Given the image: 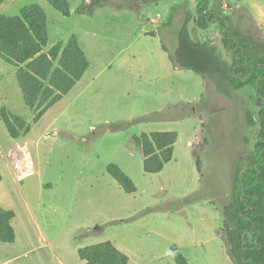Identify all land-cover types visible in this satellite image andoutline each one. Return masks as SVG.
Listing matches in <instances>:
<instances>
[{"label":"rangeland","instance_id":"rangeland-1","mask_svg":"<svg viewBox=\"0 0 264 264\" xmlns=\"http://www.w3.org/2000/svg\"><path fill=\"white\" fill-rule=\"evenodd\" d=\"M69 2L70 17L47 0H7L0 6V15L17 16L22 8L39 5L48 19L45 51L76 37L90 62L76 86L36 120L39 112L25 105L17 68L0 59V109L22 117L30 127L15 139L0 117V143L7 153L30 151L36 173L15 181L48 236L66 259L79 264H85L79 249L105 241L125 253L128 264H176L174 248L188 264H234L221 235L224 218L218 205L230 203L238 171L256 149L258 126L249 127L246 115L257 114L258 101L249 88L226 98L195 73L175 72L160 36L151 35L177 6L176 30L173 36V28L167 31L174 46L186 10L195 15L198 0H126L120 3L123 8L108 6L93 16L76 13L83 0ZM223 8L226 14L231 9ZM243 10L248 9L231 16L244 27L249 20ZM207 34L194 32L197 39ZM219 48L226 53L222 43ZM205 98L208 112L201 110ZM182 105L193 106L194 115L183 118L177 107ZM154 113L163 119L113 131L112 126ZM170 131L178 133L173 160L161 173H146L133 137ZM111 163L134 181L135 193H126L112 178Z\"/></svg>","mask_w":264,"mask_h":264},{"label":"trees","instance_id":"trees-1","mask_svg":"<svg viewBox=\"0 0 264 264\" xmlns=\"http://www.w3.org/2000/svg\"><path fill=\"white\" fill-rule=\"evenodd\" d=\"M5 1L7 0H0V6ZM47 1L63 16L72 15L69 0ZM125 1L83 0L76 13L93 16L97 10L108 6L123 8L124 4L120 3ZM138 1L153 4L162 0ZM223 6L220 0H198L195 15L186 10L176 31L174 46L169 45V39L176 30L174 21L177 6L172 7L169 19L158 30L151 32V35L160 36L163 50L168 54L175 69L191 71L202 77L212 85L217 95L232 98L235 93L246 87H252L256 92L258 112L254 114L248 111L246 115L249 127L258 126L256 149L250 154L246 167L238 171L237 186L231 195L230 203L219 204L218 209L224 218L221 235L233 263L264 264V29L246 10H243L244 17L248 18L249 25L243 27L241 22L235 24L231 14H226ZM195 18V29L191 30L190 25ZM215 24L220 26L222 44L225 51L231 55L232 62L224 58L219 47L213 42L194 36L196 30H208ZM170 28H173L172 36L167 35ZM48 41L47 15L39 5L24 7L17 16L0 15V59L17 68V81L25 105L39 112L36 120L68 94L90 67V62L76 37L66 44L59 42L46 52ZM214 95L211 93V97ZM177 107L183 113V118L194 115L191 105ZM201 108L202 111L208 112L209 102L206 98L202 101ZM0 117L15 139L30 129L22 117L14 115L5 107L0 109ZM163 117L160 113H154L136 119L133 123L126 122L112 127L116 132L127 129L132 124L161 120ZM211 123L212 120V126ZM207 126L202 125L203 128ZM133 141L142 151L145 172L158 174L174 158L178 133H142L140 136H134ZM207 142L209 143L208 138L205 137L204 144L208 145ZM196 165L203 179L205 172L199 157L196 159ZM108 172L126 193L137 191L134 181L119 165L111 163ZM2 178L0 171V182ZM15 217V211L0 207V243L15 242ZM173 252L176 264H188L187 258L177 252L176 248ZM78 254L86 264L129 263V257L111 241L81 248Z\"/></svg>","mask_w":264,"mask_h":264},{"label":"crops","instance_id":"crops-1","mask_svg":"<svg viewBox=\"0 0 264 264\" xmlns=\"http://www.w3.org/2000/svg\"><path fill=\"white\" fill-rule=\"evenodd\" d=\"M224 2L226 3L224 6L231 8L227 14L235 15L239 9H244L245 7L248 9L249 14L264 29V0H252L248 6L242 5V0L236 3ZM235 17H238V15ZM193 22L195 29L196 18ZM206 31L208 34L201 39L209 40L219 47V44L222 43L219 24L211 26ZM221 53L228 62H232L229 53ZM173 69L175 72L181 71ZM246 88H249V92L254 93L253 95L256 97V92L252 87ZM15 153H7L0 143V171L3 176L0 182V207L6 210H13L16 213V217L13 220L16 240L14 243H0V264H79L74 259L71 261L62 255L40 223L30 199L25 198L18 188L10 166V160ZM41 210L44 211L43 208Z\"/></svg>","mask_w":264,"mask_h":264},{"label":"built area","instance_id":"built-area-1","mask_svg":"<svg viewBox=\"0 0 264 264\" xmlns=\"http://www.w3.org/2000/svg\"><path fill=\"white\" fill-rule=\"evenodd\" d=\"M10 166L11 172L18 180H23L36 173L34 159L27 148H22L13 155Z\"/></svg>","mask_w":264,"mask_h":264}]
</instances>
